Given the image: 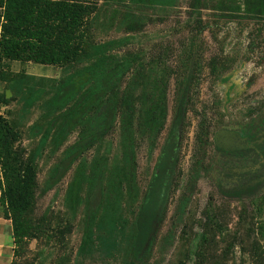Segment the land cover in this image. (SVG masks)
<instances>
[{
    "label": "rangeland",
    "instance_id": "rangeland-1",
    "mask_svg": "<svg viewBox=\"0 0 264 264\" xmlns=\"http://www.w3.org/2000/svg\"><path fill=\"white\" fill-rule=\"evenodd\" d=\"M243 2L202 0L199 14L194 16L192 0H179L173 15L149 22L141 31L135 32L107 28L105 21L111 13L108 6L103 0L91 2L93 13L88 17L85 38L92 44L121 40L115 53L137 55L151 71L149 99L166 86L168 114L164 130L153 148L146 139L138 140L136 146L134 170L139 201L146 192L170 129L186 72L193 77L179 166L147 264H264V183L253 196L230 197L219 189L221 182L231 187L238 180L247 181L234 178V183L225 178L226 168H241L252 163L249 159L256 156L264 158V147L256 146L261 141L254 142L247 137V134L264 129V19H243ZM2 15L0 5V42ZM79 65L58 67L0 58L2 93L13 76H35L31 84L40 97L38 103L33 100L30 107L23 100L6 103V117L18 123L20 132L14 147L22 150L24 157L33 151L39 140L31 126L46 110L38 104L48 97L53 85ZM138 109L143 108L139 105ZM204 125L209 134L205 147V165L209 173H201L190 194L186 213L178 222L176 209L185 191L192 157L198 150ZM221 133L235 134L240 145L233 147L229 138H226V146L217 143L215 137ZM77 139L78 131H75L56 154L37 159L34 205L25 216L27 233L19 246L14 244L12 222L5 219L0 204V264H124L125 249L130 244L128 240L133 234L138 212L137 200L124 205L127 222L126 231L119 239L120 246L110 256H104L95 238L92 248L82 247L85 192L75 212L66 207L67 189L78 163L53 189L43 193L50 168ZM118 144L117 123L101 145V154L108 158L110 165L118 153ZM95 155L92 149L83 158L91 162ZM169 233L173 234L172 241L160 248L163 237Z\"/></svg>",
    "mask_w": 264,
    "mask_h": 264
},
{
    "label": "trees",
    "instance_id": "trees-1",
    "mask_svg": "<svg viewBox=\"0 0 264 264\" xmlns=\"http://www.w3.org/2000/svg\"><path fill=\"white\" fill-rule=\"evenodd\" d=\"M92 1L99 0H0L4 22L1 26L0 58L9 62H32L61 67L80 64L72 73L52 86L48 97L38 104L46 111L37 118L31 130L39 135L33 151L24 157L14 147L20 137L18 123L0 116V204L4 217L11 220L14 244L19 246L26 237L24 225L34 205L38 184L37 159L52 156L78 131L77 141L67 147L59 161L50 168L43 193L53 189L77 164L66 193V207L75 212L85 192L84 248H92L94 238L104 256L120 246L126 231L124 205L139 202L133 234L125 249L124 264H147L155 247L157 227L163 221L167 203L179 166L184 123L192 74L188 71L179 91L176 112L161 148L152 177L141 200L135 180L136 146L146 139L152 148L164 130L167 120L166 86L148 98L151 71L133 54L114 50L121 40L90 43L85 35L88 17L93 13ZM87 2V3H85ZM111 11L105 21L107 28L117 31H141L149 22L160 21L174 14L179 0H103ZM202 0H192L193 15L199 14ZM241 17L249 21L264 19V0H244ZM84 63L85 65H81ZM35 76H13L0 94V101L23 100L30 107L40 98L31 84ZM127 80V81H126ZM126 83L123 87V83ZM7 91L11 97L7 99ZM142 106L139 111L138 106ZM141 112V113H139ZM7 115V114H6ZM118 123V153L112 165L101 154L106 135ZM208 130L202 127L198 150L192 164L184 193L176 209V221H182L190 194L201 173H209L205 165ZM221 134H217L216 141ZM249 140L264 147V129L247 134ZM219 140V139H218ZM247 142L243 143L246 145ZM242 145V144H241ZM94 149L91 162L83 158ZM241 168H226L224 177L244 178L235 186L221 182L220 192L230 197L253 196L264 183V158L256 156ZM250 180V181H249ZM173 239L169 233L162 246Z\"/></svg>",
    "mask_w": 264,
    "mask_h": 264
},
{
    "label": "flooded vegetation",
    "instance_id": "flooded-vegetation-1",
    "mask_svg": "<svg viewBox=\"0 0 264 264\" xmlns=\"http://www.w3.org/2000/svg\"><path fill=\"white\" fill-rule=\"evenodd\" d=\"M216 137H215V140H216ZM226 138H229V142L233 147H238L240 145L238 144L239 140L237 139V136H235V134H232V133H221L220 137L218 138L219 140L217 139L216 142L226 146V144L228 143Z\"/></svg>",
    "mask_w": 264,
    "mask_h": 264
},
{
    "label": "built area",
    "instance_id": "built-area-1",
    "mask_svg": "<svg viewBox=\"0 0 264 264\" xmlns=\"http://www.w3.org/2000/svg\"><path fill=\"white\" fill-rule=\"evenodd\" d=\"M1 88H0V94H1ZM6 106L0 101V116L5 117L6 116ZM0 180H2V166H1V160H0ZM0 197H1V191H0Z\"/></svg>",
    "mask_w": 264,
    "mask_h": 264
},
{
    "label": "water",
    "instance_id": "water-1",
    "mask_svg": "<svg viewBox=\"0 0 264 264\" xmlns=\"http://www.w3.org/2000/svg\"><path fill=\"white\" fill-rule=\"evenodd\" d=\"M7 96L10 97L11 96V92L7 91Z\"/></svg>",
    "mask_w": 264,
    "mask_h": 264
}]
</instances>
